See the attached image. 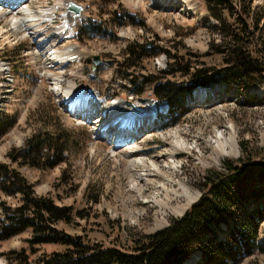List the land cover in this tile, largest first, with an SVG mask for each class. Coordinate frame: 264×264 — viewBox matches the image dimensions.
<instances>
[{
  "label": "rangeland",
  "instance_id": "1",
  "mask_svg": "<svg viewBox=\"0 0 264 264\" xmlns=\"http://www.w3.org/2000/svg\"><path fill=\"white\" fill-rule=\"evenodd\" d=\"M39 1L32 0V4ZM72 1L85 9L74 32L76 35L81 31L78 38L82 46L87 47L84 48L85 54L92 57L97 52L107 59L99 71L92 73L94 75L86 87L110 96L108 100H111V90L118 88L117 85L123 88L127 82L126 75L132 72L133 84L138 85V93L142 94L132 102L136 105L138 102L145 104L136 108L145 107L148 109L146 111L152 112L157 110L156 120L151 121L150 128L137 138L133 149L129 151L113 150L104 142L91 140L87 128L77 125L56 106L57 98L49 91L46 81L38 86L33 64H27L29 57L25 56L31 47L30 42H16V36L13 39L9 35L11 33L7 32L8 20L5 22L0 16V47L4 48L0 53V61L11 63L16 81L12 102L5 104L1 97L6 85L0 79V123H12L11 128L0 138V164L7 163V154L12 148L23 147L26 140L42 129L56 135L61 130L70 132L72 142L75 143L65 153L64 163L47 170L26 167L22 169L23 173L34 185L38 196H49L59 207L72 209V222L60 224L59 229L69 235L82 237L86 242L128 250L133 245V239L165 229L171 219L182 217L200 199L202 180L207 170L219 169L225 160L240 158L242 146L246 142L250 147L264 149V88L251 89L246 96L236 95L232 88H220L217 92L205 88L206 91L201 92L198 100L196 95L193 107L189 108L185 117L172 124L171 116L164 117L160 113L163 102L155 99L149 87L143 83V77L160 79L162 72L170 71L174 60L172 58L175 57L182 59L183 63L190 62L197 70L222 66L218 56H204L213 36L209 27L217 25V22L208 14L203 0ZM134 2L138 3L136 7ZM253 5L259 11L258 14L264 13V0H254ZM187 6L194 8L195 12L185 10ZM113 13L117 14L114 19L111 17ZM125 14L135 16L138 22L134 25L126 23L128 19ZM83 26L90 27V30L84 33ZM107 34H110L109 41L106 40ZM147 44L152 45L151 49L146 48L148 57L131 66L123 64L128 45ZM91 47L93 50L88 49ZM34 58L37 65L43 63L38 56ZM112 59L123 64L120 70L124 75L115 72L119 65L113 64ZM162 80L181 83L190 78L177 74L162 77ZM202 89L199 87L195 92ZM117 92L120 97L125 94L120 88ZM175 131H178L185 146L176 155L174 169H160L162 174L169 176L166 178L170 181L162 175H148L146 179L154 180V185H149L146 179L140 181L139 187L145 189L140 196L132 186L139 178V169L133 168L131 161L142 158L158 162L161 166L176 141L171 135ZM217 131H222L226 137L234 135L238 155L217 156L213 148ZM161 153L165 157L159 159ZM161 183L175 190H179V184H183L194 196V200L189 203L184 197L172 195L171 208H185L182 214L173 213L172 210L163 214L157 206L146 204L153 188ZM248 204L249 201L246 202ZM160 222L164 224L153 230ZM262 234L264 236V226ZM29 238L30 234L16 236L2 245L1 252L6 254L21 249L28 251L26 242ZM62 249L52 245L39 247L31 259L37 260L45 254ZM198 258L199 254L196 253L187 263L194 264ZM0 264L10 262L2 257ZM240 264H264V256H255Z\"/></svg>",
  "mask_w": 264,
  "mask_h": 264
},
{
  "label": "trees",
  "instance_id": "2",
  "mask_svg": "<svg viewBox=\"0 0 264 264\" xmlns=\"http://www.w3.org/2000/svg\"><path fill=\"white\" fill-rule=\"evenodd\" d=\"M203 2L217 22L209 27L213 36L204 56H218L222 66L197 70L175 57L162 77L181 74L190 80L177 83L143 77L156 99L168 103L172 124L185 117L187 103L198 87L224 86L245 96L251 89L264 88V13L258 14L254 0ZM125 17L126 23H135V17ZM87 30L90 27L82 28L84 33ZM130 51L126 66L148 57L144 46ZM11 126V121L0 123V138ZM73 143L70 132L61 130L56 135L42 129L23 147L12 148L7 163L0 164V258L10 264H188L196 253L199 258L194 264H240L264 256V149L244 143L240 158L225 160L219 169L205 172L200 199L182 217L171 219L153 235L133 239V245L122 250L86 242L59 229L60 224L72 222V209L59 207L49 196H38L23 173L26 167L47 170L64 163ZM23 234H30L29 252H1L4 243ZM50 245L63 249L31 259L35 249Z\"/></svg>",
  "mask_w": 264,
  "mask_h": 264
},
{
  "label": "bare ground",
  "instance_id": "3",
  "mask_svg": "<svg viewBox=\"0 0 264 264\" xmlns=\"http://www.w3.org/2000/svg\"><path fill=\"white\" fill-rule=\"evenodd\" d=\"M10 1L16 2L17 4L23 0ZM10 3L7 5V9H4L6 13H10L9 15L12 16L9 21L10 25H8L9 29L7 32L16 34L18 37L17 40H19L20 38H23V30L21 31V27L25 25L30 26L31 23H34L32 26L37 36L36 41H34L36 49H33L29 52V54L32 55L30 63L33 64V68L35 69L38 77L41 78V81H46L47 85L49 86V91L56 96L57 105L59 107L66 108V110L68 109L69 112L74 114L75 117L82 120L83 122H87L88 118H90L92 114L101 117L104 114L102 113V109L98 106H95L93 99L91 100L88 95L83 97L81 94L80 96L79 94H75V96L68 94L69 91L73 90L74 88H76L78 91L83 90V81L89 78V74L84 70V66L86 65V60L92 57L88 56L87 53L85 54L87 47H85L86 49L79 47V45L76 47L77 44H75V42L74 44L68 45V38H65L67 36L61 34L60 30L57 29V23L64 20L62 6H48V4H45L46 2L34 5L32 4V1H30L28 4H23L21 7L19 6L18 8H15L14 13H11L10 11L14 8ZM134 3V7H136L138 3ZM185 10L195 12L194 8L191 6H187ZM5 12H2V15H7ZM2 18L4 19V17ZM5 22L7 21L5 20ZM43 23L45 24L44 27L41 26ZM8 26H6V29ZM62 29L67 28L63 26ZM44 44L46 47H44ZM70 45H75L76 50H74L73 47L71 49ZM72 52H74V55H72ZM78 53H80V55H76ZM34 56H38L40 62L43 63H39L37 65ZM2 64L4 65V70ZM0 79H3L6 85V90L4 95L1 97V100L9 101L12 98L14 92V78L11 74V66L8 62H0ZM90 96L93 97L92 95ZM82 99H89V102L83 105L80 103ZM124 106V103L120 101H117L114 104L109 103L107 105V107L110 109V111L112 110L113 113L122 111ZM124 114L127 117V121L125 122L133 123L132 128H136V130L133 132L130 131V134L127 137H120L119 134H115V138L113 140L114 144H124L123 141L125 139V141H127L130 138L133 140L134 137H141L143 132L149 128L150 124L148 121H152L153 117L151 112H147L144 115L142 112L137 113L134 111L133 113L126 112ZM90 126L94 137H100L103 127H105V125L101 122V119H96V121H93ZM171 135L176 138V141L172 144L173 147L171 148V152L169 151V155H167L168 158H166V161L161 166L158 162H149L147 160H143L142 158L131 161V166L133 168L137 167L139 169L137 173L139 178L135 180L132 186L134 191L140 196H142L143 191L145 190L139 187L140 181L145 180L148 175H162L165 178L169 177L162 174L160 169H174L176 167V163L174 162L176 155L179 153V150H182L181 147L183 148L185 145L184 142H182L181 137H179L178 131L172 132ZM119 137L122 139V142L121 140L118 142V139H120ZM107 138L109 139V136ZM213 143V148L219 157L236 156L239 153L236 139L232 134L226 137L222 131H217ZM133 147L134 144L131 142L128 145V148H125V150H132ZM162 157H165L163 153L158 155L159 159ZM146 181L149 185H154V180L146 179ZM167 181H170V179H167ZM178 189L179 190L170 189L168 184L161 183L160 185H157L155 188H153L152 193H150V195L147 197L146 204L157 206L163 211V214H166L169 210H172V212L176 214H182L185 211V208H171L170 200L172 195L184 197L189 203L194 200V196L191 195L189 189L183 184H179ZM163 224L164 223L160 222L152 229L157 230Z\"/></svg>",
  "mask_w": 264,
  "mask_h": 264
},
{
  "label": "water",
  "instance_id": "4",
  "mask_svg": "<svg viewBox=\"0 0 264 264\" xmlns=\"http://www.w3.org/2000/svg\"><path fill=\"white\" fill-rule=\"evenodd\" d=\"M66 6V20L69 26H75L77 20L82 17L83 14V7L72 1V0H65L64 1ZM151 44H147V48H151ZM93 70L99 67L102 64V60L100 56H95L93 59Z\"/></svg>",
  "mask_w": 264,
  "mask_h": 264
},
{
  "label": "built area",
  "instance_id": "5",
  "mask_svg": "<svg viewBox=\"0 0 264 264\" xmlns=\"http://www.w3.org/2000/svg\"><path fill=\"white\" fill-rule=\"evenodd\" d=\"M76 47H78V44H77V46ZM88 80V79H87ZM82 88H83V86H82Z\"/></svg>",
  "mask_w": 264,
  "mask_h": 264
}]
</instances>
